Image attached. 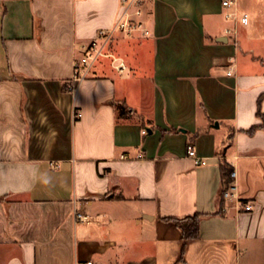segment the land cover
Here are the masks:
<instances>
[{
    "label": "crops",
    "instance_id": "0c3cea01",
    "mask_svg": "<svg viewBox=\"0 0 264 264\" xmlns=\"http://www.w3.org/2000/svg\"><path fill=\"white\" fill-rule=\"evenodd\" d=\"M222 1L146 0L144 35L125 0H0V264H264V0L237 44Z\"/></svg>",
    "mask_w": 264,
    "mask_h": 264
},
{
    "label": "built area",
    "instance_id": "2783aa9c",
    "mask_svg": "<svg viewBox=\"0 0 264 264\" xmlns=\"http://www.w3.org/2000/svg\"><path fill=\"white\" fill-rule=\"evenodd\" d=\"M133 1L137 0H130L128 4L132 3ZM141 1V0H139ZM140 5L141 3L138 2ZM222 4L224 6L225 10V17L233 21V26L227 27L225 29V34L227 37H232L233 42L235 44L238 43L239 40V26L241 23H247L248 22V16L241 12L239 8V0H223ZM141 11L140 9L137 10V12L132 14L129 10V5L125 8L122 17L120 18L117 29L124 31V32H141L144 35H148L150 31L147 29V27L143 24L142 21L134 19L135 15H140ZM104 55V52L102 50V47L96 42L93 41L92 43L88 44L86 46V52L85 55L80 58V60H76L74 62V73L77 76L80 73V68L82 65L88 66L89 64L94 63L95 61L99 60V58ZM238 68V58L236 55H232L228 57V75H233ZM80 113H76V117L80 116ZM146 132V131H144ZM187 155L191 157L196 164H206V158L200 156L196 149L189 145L187 148ZM236 176V172L232 171L231 177L234 179ZM232 184V183H231ZM234 185H230V187L224 192L225 199H234L237 202V206H243L245 210H251L252 204L250 202L243 203L238 194L233 191ZM76 217L84 222L89 221V216L84 215L80 212H77ZM87 264H92V262H87Z\"/></svg>",
    "mask_w": 264,
    "mask_h": 264
},
{
    "label": "trees",
    "instance_id": "16d2710c",
    "mask_svg": "<svg viewBox=\"0 0 264 264\" xmlns=\"http://www.w3.org/2000/svg\"><path fill=\"white\" fill-rule=\"evenodd\" d=\"M263 96V95H262ZM260 97V100L262 98ZM127 107L125 104L120 103L118 104V111L120 115H124L126 113ZM221 171H222V188L220 196L224 194V192L229 188V184L231 182V173L233 171V168L227 164L226 162H223L221 164ZM205 213H196L193 216H187L184 218H171L178 227L182 230V249L185 247L186 242L189 239H194L199 237L200 235V223L202 217H204Z\"/></svg>",
    "mask_w": 264,
    "mask_h": 264
},
{
    "label": "rangeland",
    "instance_id": "374dc122",
    "mask_svg": "<svg viewBox=\"0 0 264 264\" xmlns=\"http://www.w3.org/2000/svg\"><path fill=\"white\" fill-rule=\"evenodd\" d=\"M125 2H130V0H125ZM138 2L139 3H141L140 5L138 4ZM146 3V0H141V1H139V0H137V1H133L132 3H130L129 4V10H130V12L133 14H135L136 12H137V10H139L140 9V11H141V14H142V8H143V10L145 9V4ZM126 4V3H125ZM140 14V15H141ZM140 15H138V16H140ZM137 17V15H135V17H134V19ZM240 56H241V64L242 65H244L243 64V61H246V58H248V54L245 52V51H241V54H240Z\"/></svg>",
    "mask_w": 264,
    "mask_h": 264
},
{
    "label": "water",
    "instance_id": "95a60500",
    "mask_svg": "<svg viewBox=\"0 0 264 264\" xmlns=\"http://www.w3.org/2000/svg\"><path fill=\"white\" fill-rule=\"evenodd\" d=\"M220 40H224V41H226L227 40V38H225V37H222V38H220ZM217 124L216 125H218V122H216Z\"/></svg>",
    "mask_w": 264,
    "mask_h": 264
}]
</instances>
